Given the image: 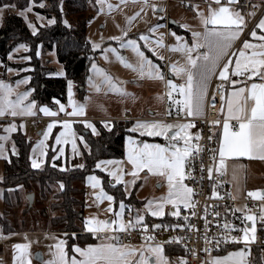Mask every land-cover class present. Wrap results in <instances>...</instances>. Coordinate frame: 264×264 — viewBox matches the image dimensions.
Wrapping results in <instances>:
<instances>
[{"label": "rangeland", "instance_id": "obj_1", "mask_svg": "<svg viewBox=\"0 0 264 264\" xmlns=\"http://www.w3.org/2000/svg\"><path fill=\"white\" fill-rule=\"evenodd\" d=\"M163 1L164 0H123L122 2V0H91L89 3L87 12L89 19L86 25V37L91 44L94 57L88 67L82 95H79L76 84L72 83L71 98L78 106H84V114L81 115L84 116L81 119L83 128H87L91 131L92 129L87 126V122H90L94 125L96 132V129H98L96 121L101 120L110 121L107 123V126L110 128L114 125L130 128L131 132L125 134L124 137L123 155L103 158L99 160L97 164L100 161H112V163L102 164L99 168L96 167L114 184H121L126 197H132L133 202L137 201L136 204H127L122 199H116L115 196L105 188L104 176L100 172L92 171L86 176V179L75 183L78 188L83 190V192L79 194V197L84 199V210L82 217L78 221L86 229L85 232L87 231L94 234V232L89 231L90 226L86 224L88 220L109 222V228L105 231H101L104 234L101 235V238H97L98 245L101 243H118L122 245L123 243L116 242L113 236L106 233L110 230H120L119 221L121 218L126 227L129 221H136L137 214L145 218L146 213L149 211L147 207L148 201H153L152 207L154 209L159 199L166 195V186H168L166 176L150 173L147 169L138 170L136 174L133 175L134 168L128 160L127 155L130 143L129 137L137 144L149 143L168 146L171 142V132L174 131L170 130L169 136L167 138L165 137L163 141L157 139L156 136H148L146 133L142 134L144 131L143 129L133 131L138 121L164 122L156 117L164 115L165 104H169L170 110L172 106V103L167 97L169 91L167 81L171 70L169 68L168 53L165 52L164 18L166 16V9ZM109 5L113 7L110 9ZM153 6L156 7L154 8ZM27 7L31 8L26 18L27 21L31 25L39 26V21L42 20V17L45 15L34 10V2L32 0ZM160 8L163 10L160 11ZM37 14H39V17H42L38 19ZM132 17H134V19L130 21L129 18ZM158 24L161 26L156 28L155 26ZM154 28L155 30L153 31ZM125 32L127 36H124ZM142 35L147 37V39H140ZM114 37H119L120 39H113ZM128 39L137 41L140 51L144 53V57L150 60L153 65L159 66V72L163 74L165 80L164 78L158 79L155 76H149L147 74L150 67L149 65H145L143 75L140 73L139 65L142 63L141 58L137 56L132 48L121 47V43ZM94 45L99 46L94 47ZM113 49L115 51H113ZM42 51L39 50L38 55H40L41 59H44L46 53L44 54ZM21 55L24 56V53ZM25 55L24 59L20 58V65L28 68L29 73L34 66L31 64V56L27 53H25ZM120 57L126 58L127 62L135 67L126 66L125 63L121 62ZM161 57H163V59H161ZM106 77L109 79H106ZM14 79L15 78H11L9 80L14 81ZM113 85L116 87L113 88ZM124 93H127V95ZM68 103L69 95L67 102L64 104ZM114 119L121 120L115 121ZM170 124L175 125L180 123L179 121H170ZM72 128L73 127H71V131L74 137L73 135L66 136L65 138L68 142L61 144L56 143V137L60 135V130L61 132L66 131L64 127L56 130L55 133L52 132L47 138L42 135L43 133H41L39 129L38 133L36 131L29 133H31L30 136L32 139H36L38 142L44 141L46 145L52 147L54 152L56 151L51 158V164H55L54 161L61 158V163L58 165L61 169L75 166L83 167L84 162L81 145L86 147V142L83 136L80 134L78 135ZM92 133L94 132L92 131ZM73 138H75L76 142L75 150L72 148ZM180 143L182 144L179 146L182 147L183 142L181 141ZM39 146L38 143L34 150V161L39 165L35 168L42 169L46 164V156ZM61 148L63 149L62 154L60 152ZM75 157L77 158V163L72 165L70 161ZM4 171V163L0 160V214L4 215L7 213V215H9V221L13 225L12 228L14 232L20 231L23 234H25V232L28 233V231L30 232L27 235L16 234L10 239L7 237L8 240L2 244L3 251L0 252V264H19L17 259L18 250L15 247L17 244L28 245L27 259H30L31 264H48L49 261L57 259L54 246L60 241H64V244L68 241L71 244L82 247L88 243L86 241L89 240V235H80L78 232H71L66 238V235L61 232L48 233L39 231L40 229L45 230L52 228V217L61 213L60 210L54 209L52 204L57 200L55 199V194L62 188V183H54L48 185L50 187H44V195L41 194L42 190L39 186L35 188L34 191H32L35 193V202L33 207L28 210L27 206L29 200L27 195L31 191L21 184H17V186H19L17 188L9 187L6 190L2 184L4 180ZM112 172L117 173V176L120 177V182H117V177L111 175ZM91 176L99 178L100 184L97 187H93L94 182L89 179ZM49 188H51V190H49ZM101 190L114 199L111 201L108 200L101 194ZM259 192L263 193V189L259 190ZM6 193L9 195L11 201L10 205L5 202ZM249 193L251 192H248V194ZM250 197L259 199L253 196ZM120 202L125 204L122 217L117 216V213L121 211L119 208ZM243 210L241 215L242 218H244L246 214H251L255 217V232L254 238H252L253 234L250 232V239L247 242L243 239L244 234L242 232L238 241L242 242V248L247 250L248 255L250 253L252 254V248H254V251L257 255L260 254L264 263V246L251 245V243L262 240V229H264V219H262V217H264V203L260 206H246ZM243 220V228L251 229L252 221ZM112 221H117V223L112 224ZM57 228L55 227L52 229ZM2 229L0 230V235L2 237H6V234H10H4ZM94 236H96V232ZM160 246L164 248V246ZM38 251H40L43 256V260L41 261L35 258V254ZM69 251L71 254V249H69ZM66 258L70 264L71 259L69 257ZM137 259L136 256L132 258L131 261ZM254 260L255 256L253 255L252 261ZM167 261L168 264H182V262L186 264V257L185 255L176 256L168 258Z\"/></svg>", "mask_w": 264, "mask_h": 264}, {"label": "snow or ice", "instance_id": "obj_2", "mask_svg": "<svg viewBox=\"0 0 264 264\" xmlns=\"http://www.w3.org/2000/svg\"><path fill=\"white\" fill-rule=\"evenodd\" d=\"M123 2V0H122ZM217 8L209 9V14L205 15L200 12L202 22L204 24V32H193L192 36L195 42L189 46L186 42L181 44L172 45L173 51H181L186 54L187 66L172 64L171 69L177 75H183L185 77V82L182 84H176L171 79L167 81L169 91L167 97L169 101L177 106V114L180 112H185L188 116H193L200 114L203 106V101L207 94V85L209 77L216 74L219 71V77L225 81L229 79L230 65L233 64V57L236 59L234 61L233 75L237 77H244L248 80L252 78H258L261 82H253L250 86L234 88L231 97L227 99V113L228 119L223 123V138L219 146V155L221 158L224 156H251L252 154L259 153L261 158L264 159V35L258 37L261 41L259 45L250 43L249 41L243 42V47L237 53H232L229 55V51L233 46L234 41H236L241 32L243 31V26L245 24L244 17L239 11H236L229 7V5L236 3V0H227L226 4H221V0H215ZM43 7V5H41ZM113 6L109 5L111 9ZM154 8L156 6H153ZM62 10V8H61ZM161 11L163 9H160ZM31 11V8H25L21 10L20 15L27 18L26 13ZM138 15V14H137ZM254 15V13H253ZM38 19L39 14H37ZM134 19V17L129 18ZM49 23H55V19L49 20ZM65 23H67L65 21ZM161 25H156L158 28ZM33 27L35 34V25ZM184 27H187L186 25ZM257 27L264 30V18H262ZM155 28L153 29V31ZM127 36V33H124ZM253 38L257 37V32L253 30L251 32ZM113 39H120L119 37H114ZM142 40H146L147 37L143 35L140 37ZM181 37H177V40H181ZM203 40V44L200 40ZM99 45H94L98 47ZM24 47V45H21ZM121 47L132 48L137 56L142 60L139 65L140 73L143 75L145 71V65H149L148 75L155 76L158 79H163V74L159 72V66L153 65L150 60L144 57V53L140 51V47L136 40H124L121 43ZM206 47L208 50L206 52L199 53L193 56L192 53L196 52L198 49ZM252 49L251 52L247 51ZM113 51H115L113 49ZM227 58V62L223 63L222 68L220 67L221 62ZM121 62L125 63L128 67H135L134 65L127 62L126 58L120 57ZM163 59V57H161ZM95 67V66H94ZM11 71V69H9ZM106 79H109L106 77ZM17 83H21L18 81ZM238 80L232 79L231 84L237 85ZM113 88L116 86L113 85ZM119 90V89H117ZM12 86L0 81V116L5 114H10L16 116L19 114H34L31 109L35 106V102L24 105L23 101L29 95L25 92L18 94L15 99L12 98ZM127 95V93H124ZM174 94H178L180 99H175ZM71 93V82H69V103L72 106V112L67 113L68 115H83L84 106L77 105L72 101ZM249 102H251V107L249 108ZM59 105V111H65V105L61 104L58 100L55 101ZM21 109V111H17ZM44 114L55 116L56 112H53L48 107H42L40 109ZM169 114H171L169 112ZM229 119H235L238 122V130L233 131L232 126L229 124ZM56 123H62L65 132H61L59 136L56 137V143H67L65 138L68 135H73L71 131V120L53 121L48 125V131L44 133L45 138H47L48 133L55 126ZM219 123V122H217ZM87 126L95 132V127L90 122H87ZM107 126V124H106ZM192 127L190 123H180V124H170L161 121L153 122H141L138 121L136 124L137 129H143L142 134H147L148 136H169L170 130H174L171 135V142L168 146L160 144H137L135 141L129 137V148H128V160L133 165L134 171L147 169L150 173L159 174L161 176H166L167 182L169 184V192L166 197H161L159 202L156 204V208L153 209V201H148L147 207L151 212L152 216H163L165 204H172L177 210L172 212L173 216L179 215V205L184 204L188 207V194L192 191L183 184L184 180V168L186 162L191 155V147L189 144V136L187 129ZM8 131H14L15 125L9 126ZM198 138V137H197ZM0 139H6V137H0ZM82 139V138H81ZM183 141V146H179L180 142ZM41 144L43 141L40 142ZM72 148L76 149L75 138L72 139ZM61 154L63 149H60ZM3 153V145L0 144V154ZM112 163V161H100L96 166L99 168L102 164ZM39 165L33 161V167H38ZM107 170V169H105ZM211 173V169H209ZM112 176L117 177V182H120V177L117 176L116 172L111 173ZM93 181V187H97L100 184L99 178L95 176L89 177ZM12 191V190H10ZM101 194L105 196L108 200H113L114 198L101 190ZM215 195V193H214ZM250 196L257 197L259 199H264V193L259 191L249 193ZM120 213L117 216L122 217L123 211L125 209V204L120 202L119 204ZM247 221H252V227L243 228V239L247 242L250 239V232L253 234L254 238L255 232V217L251 214H246L244 217ZM264 219V217H262ZM144 221V217L137 214L136 224ZM112 224H116L117 221H112ZM86 224L89 225V231L101 232L109 228L108 221L99 220H88ZM128 226H134L132 221L128 222ZM154 227H159L155 225ZM234 228V226H232ZM126 225L122 218L119 221V229L125 230ZM144 228L147 229V225L144 224ZM224 229H228L229 225L225 223L223 225ZM148 240H153L154 237H146ZM225 240L228 239L227 236L224 237ZM233 241H237L240 237L232 236ZM64 241H60L57 244V259L54 261H49L48 264H69L66 258V253L63 250ZM18 250V261L19 264H31L30 259H27V244H17L15 245ZM75 251L80 254L81 259L77 260L75 256L71 258L70 264H168L166 258L163 257L162 247L157 245H147L141 249L129 248L127 246H122L118 243H101L99 245H89L87 248L81 249L75 247ZM139 252V258L135 261H130L129 257L133 256L135 253ZM152 257H155L153 260ZM246 252L242 249L238 252L229 253L223 257H215L213 264H247ZM183 264V262H182Z\"/></svg>", "mask_w": 264, "mask_h": 264}, {"label": "trees", "instance_id": "obj_3", "mask_svg": "<svg viewBox=\"0 0 264 264\" xmlns=\"http://www.w3.org/2000/svg\"><path fill=\"white\" fill-rule=\"evenodd\" d=\"M30 1L0 0V6H14L15 8L24 9L30 5ZM32 1L34 2L35 11L49 19H55V23L40 26L34 34L21 15L8 10L0 27V61L5 67L21 68L20 63L11 62L8 59V54L17 44L26 43L29 46L27 54L31 56V64L34 66L29 72L31 74L29 87L33 89L32 97L39 104H47L53 107L56 105L55 101L57 100L67 102L69 82L76 84L79 95L83 93L88 67L94 57L91 44L86 37V25L89 19L87 12L91 0ZM39 50H43L42 53L55 50L59 62L63 64L65 75H50L56 72L55 67L50 65L48 58L41 59L38 55ZM96 126L99 131L98 135H94L89 129L83 128L81 123L75 124L76 130L83 136L87 145L86 147L82 146L84 165L83 167L75 166L67 169H61L58 166L61 163V158L56 159L55 164L50 163L56 152L51 146L47 153L45 166L42 169L33 168L29 159V151L33 140L27 138L21 132H17L14 139L19 152L18 155H11L10 160L6 162L2 182L6 190L9 187L17 188L19 187L17 184H21L32 192L39 186L42 195L45 192L44 187H50L48 185L54 183H62V188L55 194L57 200L52 204L54 209L61 211L60 214L53 216L51 220L52 228H58H50V230L63 232L66 238L71 232L89 235V240L86 241L88 243L95 242L97 236L85 232L86 229L78 221L83 214L84 199L79 197L83 190L75 185L77 181H83L92 171L100 172L104 176L105 188L116 199H122L127 204H136L137 202H133L132 197H126L122 185L114 184L96 167L97 162L103 158L123 155L124 137L125 134L131 132L130 128L114 125L108 129L101 121H96ZM70 163L72 165L77 163V158H73ZM5 202L8 205L11 203L7 193ZM32 207L28 203L27 209L30 210ZM0 224L4 233H10L11 236L15 233L7 213L0 214ZM10 235L7 236L6 234V237ZM252 249L254 250V248ZM164 250L166 255L170 256L175 251L180 250V247L166 246ZM253 255L255 256L254 261H252ZM250 261L252 264H264L260 254L257 255L255 251L252 252Z\"/></svg>", "mask_w": 264, "mask_h": 264}, {"label": "crops", "instance_id": "obj_4", "mask_svg": "<svg viewBox=\"0 0 264 264\" xmlns=\"http://www.w3.org/2000/svg\"><path fill=\"white\" fill-rule=\"evenodd\" d=\"M163 2L165 5V9H166V16L164 18V30H165L164 34H165L166 43L168 44L167 45L165 43V52L168 53L169 68L171 70L169 72L168 80L171 79L176 84H182L185 82V77L183 75H177L175 72H173L171 69V65L172 64H178V65L187 66V57H186V54L184 52L173 51L171 46L176 45V44L185 43V42L189 46H191L195 42V40L192 36V33L193 32H201L202 33L205 31L204 24L202 22V19H201V16L199 15V13L203 12L205 15H208L210 7L211 8H217L220 5H217L215 3V0H164ZM226 3H227V0H221V4H226ZM185 5H189V7L185 8ZM229 7H231L232 9H234L236 11H239L240 14L244 17L242 6H241V0H236V3L229 5ZM26 8H28V7H26ZM8 9L15 12L18 15H20L21 10H22L19 8H15L14 6H9V7L6 5L0 6V27L2 25L3 18H4ZM28 14H29V11L26 13V16ZM22 17L24 18V16H22ZM166 18H168V26H167ZM262 18H264V13L259 18V20H258L257 24L254 26V28L251 29L250 31H248L247 33L244 31V29H245V24H244L243 31L241 32L239 38L236 41H234L233 46L229 51V55H231L232 53H237V55H238V51L243 47V42L246 40L249 41L250 43H254L257 45H259L261 43V41L258 39V37L261 35H264V30L259 29L257 27V25ZM24 19H25L29 29L31 30V32L34 33L33 27H30V24L26 18H24ZM49 20H52V19H49L46 16H43L42 20L39 21V23H40L39 26H42L45 24H50L48 22ZM244 20H245V17H244ZM185 25L187 27H184ZM39 26H37V25L35 26V32H37ZM253 30H255L257 32L256 38H253L251 36V32ZM177 37H181L182 39L177 40ZM200 43L203 44L202 39L200 40ZM21 45H24V47H21ZM167 46H168V49H167ZM28 50H29V46L26 43H19L10 51V53L8 54V59L14 63H18V62L20 63L21 62L20 58L24 59L25 58L24 56H26L25 53H27ZM207 50L208 49L206 47H202V48L198 49L196 52H193L192 55L196 56L199 53L206 52ZM247 51L251 52L252 49H248ZM20 53L21 54L24 53V56L21 55ZM45 57L50 60V62H49L50 65L55 67V70H56V72L54 74H50V75H54V76L65 75V70H64L63 64L59 62L55 50L47 51ZM235 59H236V57L234 56L233 57V64L230 65L229 76H232V77L235 76V75H233V70H234V66H235L234 65ZM224 62H227V58H225L221 62V65H220L221 68H222ZM0 65H1L0 66V81H4L5 83L10 84L12 86V89H13L12 98L15 99L18 94H22V93L27 92V93H29V95L23 101V104L27 105L33 101L35 102V106L31 109V112L34 114H26L25 113V114H19L16 116H12L10 114H5L3 116H0V137H6V139H0V144L3 145V153L0 154V160L3 161L4 166H5L6 162L10 160L11 155H18L19 148L15 142L14 136L17 132H21L27 138L29 137L31 140H33V144L31 145L30 151H29V159H30L31 165L33 167V161H34V155H35L34 150L36 149L37 144L39 143V145H40L39 148L42 150V152L45 153L46 160H47V153H48V150L50 147L48 145H46L44 143V141L41 144L40 142L36 141V139H32V137L30 136L31 133H29V132L36 131L38 133V129H39V131L41 133H43L42 135H44V133L48 131V125L50 123H52L53 121L62 122L64 120H71L72 121L71 127H73L72 128L73 131H76L78 133V131L75 128V124L76 123H82L81 119L84 116H81V115H71L70 116V115H68L66 113L67 108L69 109V112H72V106L70 103L64 104V103H61L59 101L61 104L65 105V111H63V112L59 111V105L58 104H56L53 107L50 105H47V104H39L32 97L33 89L31 87H29L31 74L28 73V71H29L28 68H25L23 66L21 68L13 67V66L4 67V65L1 61H0ZM61 68H62V72H61ZM9 69H11V71ZM213 76L214 75L209 77L208 85H207V93H208L209 86H210V83H211ZM11 78H15L14 81H10L9 79H11ZM164 80H165V77H164ZM18 81H21V83H17ZM253 82L259 83L261 81L258 78L254 77L251 80L244 79L241 82L239 81V83L235 86L230 84V86L226 88L224 96H223V104H222V108H221V112H222V115L224 116L225 120L228 119L227 99L231 97L233 89L239 88V87L250 86V84ZM71 85H72V83H71ZM68 95H69V91H68ZM174 95H175V99H180L178 94H174ZM206 97H207V94H206ZM206 97L203 101V106H202V110H201L200 114H196L193 116H188L185 112H180L179 114H177V106L176 105L172 104L171 110H170L169 104L168 105L165 104L164 111H168V114H169V112H171V114H169V115L173 118H171L169 120H164V119H162V117L164 115L156 117V118H159L166 123H170V121H179V123H190V124H192V127L187 129V133H188V136L190 138L189 144L191 147V145L193 144V139L197 133V130L195 129L193 123L188 119L189 118H195V117H201L204 114L205 105H206ZM45 106L48 107L49 109H51L53 112H56L57 115L51 116V115L44 114L40 109L42 107H45ZM248 107L249 108L251 107V102H249ZM17 111L19 112V111H21V109H17ZM39 117L41 118L40 121H38V119H37ZM150 118H153V117H150ZM114 120H121V119H114ZM101 122L106 126V124L109 123L110 121L101 120ZM228 122L232 126V130H233V126L235 124L238 125V122L235 119H229ZM223 123L220 126V132H219L220 143H221L222 138H223ZM13 124L15 125V130L14 131H8L7 129L9 128V126H11ZM106 127L108 129L110 128L109 126H106ZM61 128H63V124L62 123H56L55 126L48 133V136H50V134L52 132H54L55 130H59ZM237 130H238V128H237ZM59 133H61V130L59 131ZM93 134L98 135L99 134L98 129H96V132H94ZM78 135H79V133H78ZM156 138L163 141L165 139V136H161V137L156 136ZM180 144H182V143H180ZM81 146H83V145H81ZM33 168H35V167H33ZM39 169H41V168H39ZM215 171H216V173H225L228 175L229 180H230L231 185H232V190H233V193L235 196H243L245 193L259 191L261 189H263V193H264V159L261 158V154H259V153L252 154L251 156H228V155H226L223 158H221L219 155ZM167 184H168V182H167ZM183 184H184V182H183ZM168 192H169V184H168V186H166L165 197L168 195ZM191 199H192V194L190 192L188 194V203L191 201ZM180 205H182V204H180ZM180 205H179V207H180ZM243 208H244V206H241V208H240L241 211H244ZM176 210L177 209L172 204H165L163 216H152L151 212L148 211L146 213L144 221L151 222V223H165V222L173 223L174 221L177 220L178 216H173L171 213L176 211ZM39 231H45L48 233L60 232V231L50 230V228L45 229V230L40 229ZM29 232L30 231H28V233ZM3 233H4V231H3ZM61 233H63V232H61ZM87 233H90L93 236L95 235V233L94 234L91 232H87ZM16 234L25 235L20 231H16L12 236L9 234L10 236L8 239L15 236ZM89 245H98L97 237H96L95 243L94 242L92 244L87 243L86 245H84V247L76 246V244H71L68 241H66V243L63 246V250L66 253V257H69L71 259L73 256H75V258L77 260H79L82 257L80 256V254L78 252L75 251V247H79L81 249H84V248H87ZM122 245L127 246L129 248H135V249L136 248L141 249V247H143V246H141V247H130L128 245H124V244H122ZM54 248H55V253L57 256V252H58L57 245L54 246ZM69 249H71V251H72L71 254H70ZM162 249H163L162 255L166 259L176 257V256L185 255L184 250L182 248L180 250L175 251L170 256L166 255L164 248H162ZM242 249L246 252L245 258L247 260V264H252L250 261V258H249L251 256V253L248 255L247 250L242 248V245L235 246V247H232L229 249H225V250H221L219 252H216L214 255V258L218 257V256L223 257V256L228 255L229 253L238 252ZM1 250L3 251V248ZM252 251H254V250L252 249ZM136 256H137V258H139L138 252L135 253L133 256L129 257V260L131 261L132 258H134ZM152 259L154 260L155 257H152Z\"/></svg>", "mask_w": 264, "mask_h": 264}, {"label": "built area", "instance_id": "obj_5", "mask_svg": "<svg viewBox=\"0 0 264 264\" xmlns=\"http://www.w3.org/2000/svg\"><path fill=\"white\" fill-rule=\"evenodd\" d=\"M241 6L245 17L244 31L247 33L254 28L264 13V0H241ZM188 7L189 5H185V8ZM166 22L168 26V18ZM232 79L241 82L246 78L229 76L225 81L219 77L217 71L209 86L204 114L188 119L197 130L191 145V155L184 168L183 182L192 190L189 206L180 205L177 221L172 224L133 222L134 226H127L125 230L108 231L106 234L113 236L116 242L130 247L157 244L164 247L178 246L184 250L186 264H213L216 252L242 245V242L231 239L232 236L242 235L244 218L241 216L240 208L260 206L264 199H253L248 193L235 196L228 175L215 171L219 157L220 126L225 121L221 112L223 96ZM68 112L67 108L66 113ZM171 118L173 117L168 111H165L162 119ZM37 119L40 121L41 118ZM237 128L238 125L235 124L233 131ZM225 223L229 225L228 229L223 228ZM144 224L147 225V229L144 228ZM155 225L159 227H154ZM262 233V240L251 243L252 246H264V229ZM102 234L104 233L96 232L97 238ZM150 236L154 239H146ZM225 236L228 237L227 240L224 239ZM6 240L7 237L0 235V252Z\"/></svg>", "mask_w": 264, "mask_h": 264}, {"label": "water", "instance_id": "obj_6", "mask_svg": "<svg viewBox=\"0 0 264 264\" xmlns=\"http://www.w3.org/2000/svg\"><path fill=\"white\" fill-rule=\"evenodd\" d=\"M27 197H28V200H29V206H30V207L33 206V204H34V202H35V193H34V192H30V193H28ZM35 258H36L38 261L43 260V256H42V254H41L40 251L36 252V254H35Z\"/></svg>", "mask_w": 264, "mask_h": 264}]
</instances>
